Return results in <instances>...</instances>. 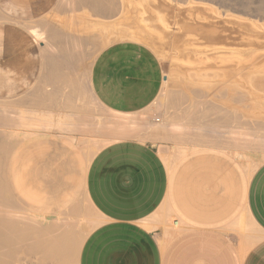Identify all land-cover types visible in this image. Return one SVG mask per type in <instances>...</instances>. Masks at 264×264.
Masks as SVG:
<instances>
[{
	"label": "bare ground",
	"instance_id": "bare-ground-1",
	"mask_svg": "<svg viewBox=\"0 0 264 264\" xmlns=\"http://www.w3.org/2000/svg\"><path fill=\"white\" fill-rule=\"evenodd\" d=\"M121 41L150 48L163 66L164 118L145 135L176 144L164 151L168 166L203 145L242 152L250 173L264 162V0H0V264L75 263L82 235L61 217L33 215L16 203L5 164L34 135L57 133L88 158L113 138L137 133L131 128V136V123L122 129L128 113L112 118L104 105L109 119L95 123L100 107L92 102L96 117L86 114L96 109L86 104L93 94L80 98L95 57ZM144 110V118L133 113H153Z\"/></svg>",
	"mask_w": 264,
	"mask_h": 264
},
{
	"label": "crops",
	"instance_id": "crops-1",
	"mask_svg": "<svg viewBox=\"0 0 264 264\" xmlns=\"http://www.w3.org/2000/svg\"><path fill=\"white\" fill-rule=\"evenodd\" d=\"M157 58L150 48L132 41L104 48L90 71V88L98 102L114 113L144 111L155 102L164 80ZM49 136L19 142L6 161L4 177L8 192L23 209L61 217L82 235L74 264H264V163L250 173L228 150L199 147L174 157L168 166L154 146L136 140L111 143L86 158L76 145L58 137L55 144L62 148L60 160L69 180L72 151H78L85 164L90 161L84 189L92 217L70 201L68 193L58 199L36 194L32 158L52 141ZM189 153L192 157L182 170L194 175L184 183L170 169ZM240 181H248L241 210Z\"/></svg>",
	"mask_w": 264,
	"mask_h": 264
},
{
	"label": "rangeland",
	"instance_id": "rangeland-1",
	"mask_svg": "<svg viewBox=\"0 0 264 264\" xmlns=\"http://www.w3.org/2000/svg\"><path fill=\"white\" fill-rule=\"evenodd\" d=\"M88 80H89V77L87 78V81L85 79L83 81L81 80L82 82H86L85 84L83 83L84 85H87L88 84L87 86H88V89H89V91H88L87 87L84 88V87H82L83 84L81 85L80 88H82V90L80 89V92L82 93V95L84 94L83 97H80L82 100H84L83 99L84 97L85 98L86 97H90V95L93 94V92H90L91 89H90V85H89V81ZM85 89L88 91L86 94H85V92H86ZM162 89H163V87H162ZM160 93L161 94H159L158 96H161V97H160V101H158V103L160 102L162 104L163 101L161 102V98L164 99L162 90H161ZM87 94L89 96H87ZM93 95H91L92 96V99H93V100H91V102L89 101V99L91 97L89 99L87 98L88 100L87 99H85V100L86 101H89L91 103V105H90L89 102H86V104L88 103L87 106H89L88 109H90V108L91 109H95L96 108V109L95 110H92V111H89L88 109L87 110L90 113L94 111L93 113L96 114L97 108L100 107V108H98V112L100 113V111H101L102 115H99L97 113V117H96V115L93 114V113H91L93 115H90L89 113H86V114L88 115V117L91 116L92 117V118L90 117L91 119H93L94 117H96L95 119H93L95 123H96L97 118L100 119L101 116H102V118L104 117L105 119H107V118L109 119V117L107 115H109L111 113V111L109 112V110H108V112H109V114H108L106 112L107 109L105 110L103 108V106L99 102H98L99 104L96 103L97 101L94 103V101H95L94 98L95 97ZM84 102H82V103H84ZM92 102H93V104H97L98 107H94L95 105H93ZM156 103H157V100H155V102L150 107L147 108L149 111H152L153 110V113L152 112L151 113L148 112L150 114V115L148 114L149 116L146 114L147 117L150 119V121H149V119L147 117H145L146 119H142L145 116V112H144V114H141V112L137 113L138 115L139 114H141L142 116L144 115L142 118H141V116L140 117L137 116V114H134V115L132 114L133 115L132 118L134 117L133 119L131 118V115L128 116V119H127V115L123 116L122 114H119L118 115L116 113L117 115L115 116V114H113V112H112L111 117L113 116L114 118H118L119 117L121 119L122 118L123 119H127V123L125 122V124L126 125L128 124V125L126 126L125 124H121V126H122V129H123V127H124V129L127 128L125 130H128V128L130 127L129 129L131 131L130 130H128V131L132 133L131 136L136 132V130H137V133L138 132H140V133L139 134L135 133L136 134V136L134 134L135 137L132 136V137H124V138H121V137L120 138H117L116 137L115 139L113 138V140L111 142L106 143L105 146H107V145H109L111 143L117 142V141H122V140H136V141H140V142H147V143L151 144L152 146H154L157 149L158 154L160 155V157L162 158V160L166 164V162L164 160V155H163L164 154V151L165 152H174L176 150V147H177L176 144L174 142H172V140L163 138L162 137V134H160V138L159 137L158 138H152L151 136L149 137V136L145 135L146 132H147V130H150L151 127H152V129L157 128V125L159 126V123H162V121H163L162 118H164V111H165L164 105L161 108L160 106H162V105L160 103H159L160 105L159 104L156 105ZM155 105L157 106V108L154 107ZM87 106L85 105V108H87ZM155 108H156L157 111H159L158 114H156L157 112H154L155 111ZM99 109H101V110H99ZM158 109H160V110H158ZM102 110H104L107 114L103 115V113H105V112L102 111ZM142 113H143V111H142ZM160 113H161V115H160ZM155 114H156V117L153 116ZM150 116H151V118H150ZM158 116H161V117H158ZM136 117H138L140 119H138ZM157 118L160 119V120L158 121ZM129 119L136 120V121H129ZM145 121L148 124H149V122H151L150 125H148L150 127L147 128L148 127L147 126L146 129H141V128H145V126L147 125V123H145ZM155 121H156V123H157V121L159 123L156 124ZM153 122H154L155 125L153 124ZM129 123H131L130 124L131 126H129ZM107 124H109V123H107ZM133 124H134V128H133ZM138 124H139V126H138ZM141 124H143V125H141ZM144 124H146V125L144 126ZM151 124H153V125H151ZM110 125H113V124H110ZM110 125H108L109 127H107L105 125L103 127H105V129H107V128H110L111 127ZM118 126H119V129H120L121 126L120 125H117V127ZM153 126H155V127L153 128ZM160 126H161V124H160ZM131 128L134 129L135 132ZM111 129L112 130H115V129H118V128H116V126H115V127H112ZM112 130H110V131H112ZM56 134L57 133H54L52 135L50 134L49 139L52 140V141L51 142H48V146H46V148H44L43 150H41L40 152H38L32 158V160L34 161V164H36V172H37L36 176H34L35 177V181H34L35 183H34V186L33 187L36 190L35 192H36V194L39 195V197H45V198H51V199H58V198L62 197L64 194H67L68 193V196L71 197L70 198V201L77 203L78 206L80 207V209L82 211H86L87 213L89 211L90 214L92 215L93 214V210H92V208L90 206V203H89V201H88V199L86 197L85 189H84L85 174H86V170H87V167H88V164H89L90 161L85 164L84 163V159L82 158L81 154L78 151H72L70 154H71V163H73V169H72L73 172H71V177H70V180H69L67 174L64 171L65 166H64L63 162H61V160H60L62 148L60 149V147H61L60 144L59 145L58 144H55V141H59L58 136ZM138 135L140 136V138H138ZM77 136L78 135H74L73 136L74 138L72 137L73 138V141H76V139H79L80 138L79 137L80 135L78 136L79 138H77ZM105 146H102L100 149H102ZM199 147H211V146H208V145L193 146V147L192 146H189L187 148V150H186V153L188 151H190V150H193V149H196V148H199ZM213 147H216V146H213ZM217 148H219V147H217ZM98 151H96L95 153H97ZM228 151L231 152V155L236 160V162L239 163V164H241L243 170L246 171V169L242 165V163H243L245 166H247V160L243 156L244 154L242 152H238V151L236 152V150H234V149H229ZM248 156H249V158L251 160H256V159L259 160V158L255 155V152H253V153L250 152ZM191 157H192V155L189 153V154L184 155V157H181L179 159H176L174 161V164L172 165V169H170L172 171L173 175H177L180 178L182 177L184 183L187 182V180L189 179L190 175H194V173L192 171H191L192 172V174H191L190 171L187 172V170L186 171L182 170V164L185 163L186 161L190 160ZM262 163H264V162H261L260 165ZM240 172H241V170H240ZM240 172L238 173L239 175H240ZM248 181L245 182V183H242L240 181L239 193H238V201H239V208H240V210H241V205H242L241 201H242V198H243V195H244L246 186L248 184ZM230 201H231V199H230ZM92 217H93V215H92ZM80 220L83 221L84 219L80 217ZM92 224H93V221H92L91 225L88 227V229L86 230V234L92 228Z\"/></svg>",
	"mask_w": 264,
	"mask_h": 264
}]
</instances>
